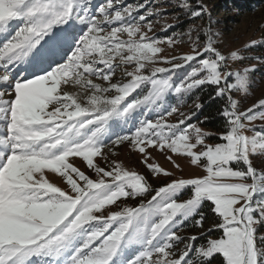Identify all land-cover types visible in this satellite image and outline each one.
Listing matches in <instances>:
<instances>
[{"label": "snow or ice", "instance_id": "obj_1", "mask_svg": "<svg viewBox=\"0 0 264 264\" xmlns=\"http://www.w3.org/2000/svg\"><path fill=\"white\" fill-rule=\"evenodd\" d=\"M170 3L182 9L172 23L162 17L166 8L148 0L127 6L123 0H0V264H207L216 254L217 264H264V232L258 231L264 198H257L264 194V170L252 160L264 155V124L254 123L264 122V98L241 111L230 94L247 89L256 66L231 70L207 27L202 46L195 26L167 38L143 31L154 23L167 31L182 16L209 12L200 0L196 8L188 0ZM184 35L189 53L162 55L161 45L172 48ZM230 57L244 59L236 51ZM185 66L190 71L182 75ZM205 85L215 86L210 99H225L219 142L206 143L214 134L188 122L202 108L199 96L180 110L183 98ZM169 94L177 98L170 110ZM174 115L177 121L169 122ZM129 125L134 131L125 133ZM106 140L138 149L150 175L174 174L148 162L149 146L183 153L206 174L154 186L114 159L106 170L93 159L108 161ZM69 157H82L95 178ZM45 170L62 177L65 187L49 182ZM205 201L218 218L207 229L200 211ZM197 215L199 235L216 229L218 238L197 246L198 235L179 234Z\"/></svg>", "mask_w": 264, "mask_h": 264}, {"label": "rangeland", "instance_id": "obj_2", "mask_svg": "<svg viewBox=\"0 0 264 264\" xmlns=\"http://www.w3.org/2000/svg\"><path fill=\"white\" fill-rule=\"evenodd\" d=\"M101 2H106V0H94V4H99ZM188 2L193 8L198 6L197 0H188ZM200 2L206 5L209 9V12L203 17L190 20L182 16L181 22L174 25L167 31H162V25L159 23H154V27L151 32H149L146 28H142V30L148 35H155L157 38H167L171 37L176 32H187L190 26H195L200 32L202 46L206 40V37L203 35V29L206 27L210 28L212 30L213 39L215 40L214 46L221 52L222 55L228 57L226 63L229 65L231 70L242 71L244 67H250L253 65L256 66V71L249 74V84L247 89L237 90L234 88L230 93L233 99H236L240 105V110L243 111L247 107H250L251 104L256 102L258 99L264 98V62L256 59V57H264V0H200ZM123 3L124 6H127L128 4L135 5L137 3H144V0H123ZM148 3L149 5L155 7L166 8V12L162 13V17L167 16L168 23H172V17L175 14L182 13V9L173 7L170 0H163V3L161 4H153V0H148ZM145 11L146 9H141L140 14H143ZM156 19L157 18L155 16L148 17L149 21L155 22ZM195 34L196 33L193 32V36H195ZM121 38L126 39V34ZM253 40L257 41V43L251 47L245 48V45L251 44ZM161 47L164 48V52L162 53L164 56H167L170 53L182 55L191 51V43L187 35L180 37V42L175 44L172 48H168L166 44L161 45ZM232 51H236L238 56H242L244 59L233 61L230 57ZM157 55L159 56L161 54ZM157 66L168 67V65L163 62L158 63ZM123 67H127L128 70L132 69V66H122V68ZM149 67H151V65H149ZM119 71L120 70H118V72ZM180 71L183 75L186 74L187 71H190V68L185 66V69ZM229 81L235 83V78L230 77ZM96 82L102 83L101 81ZM67 90L75 94H82L83 92V89L74 85L67 86ZM144 91L146 92L147 89L145 88ZM196 92L197 89L183 98L185 104L181 106V111H186L188 106L192 105L193 101L198 96ZM137 94H141L140 90H137L133 96ZM166 100L168 102L169 110L171 106H175L177 104V98L171 94L166 97ZM142 114L143 113H141V115ZM148 118L153 120L156 118L154 110H150ZM177 119V115L168 118L171 123H175ZM204 121L205 117L201 114L200 109L197 112V115L188 122L196 124L203 130L214 134L205 138L206 143L219 142L217 137L223 127L215 129L205 125ZM254 123L258 126L264 124V122L260 120L254 121ZM130 129L131 131H134V127H131V125L125 126L123 131L125 133H129ZM116 130L119 131V129ZM257 130H259V128ZM191 142H195L194 137ZM105 143L111 148V152L107 153L109 159L108 161H105L103 156H97L93 158L95 163H98L101 167H106L107 170V164L114 159L118 163H121L126 170L144 175L154 186H159L160 182L164 179H168L170 181L173 178H194L196 175L206 174L203 170L202 164L199 167L197 165H192L190 158L186 157L183 153H172L171 150L167 148L161 150L158 146H149L145 149L146 152L150 153L148 162L157 164L164 168L165 171H170L174 174L172 177L167 178H165L162 173L150 175V170L147 169L146 164L142 162L141 154L138 149L132 148L128 142H124L120 145H112L109 143V140H106ZM201 147L202 146L198 145L194 151L200 150ZM106 151V148L102 149V152ZM252 160L253 165L258 170H264V155L257 154L252 158ZM69 162L72 163L73 166L79 167L81 171H85V174L89 175L90 178H95L94 171L87 168V164L82 161V157H69ZM157 177H159V179H157ZM45 178L59 187H65L66 181L56 173L45 170ZM189 193L190 187L187 191L183 192V196L187 197ZM257 198H264V194H261ZM123 199L124 198H121V201ZM117 203H120V201ZM128 203L131 204L132 201H128ZM106 208L115 209V205H108ZM212 223V221L206 220L203 228H210ZM182 228L183 231L179 233L181 235H198V239L195 241L197 246L206 244V241L209 238H218L220 235L219 230L216 229H213L211 233L199 235L203 229L194 226V218L189 221H184ZM258 231L264 232V226H261ZM218 260H222V257H220L219 254H216L210 261L207 262V264H217Z\"/></svg>", "mask_w": 264, "mask_h": 264}, {"label": "trees", "instance_id": "obj_3", "mask_svg": "<svg viewBox=\"0 0 264 264\" xmlns=\"http://www.w3.org/2000/svg\"><path fill=\"white\" fill-rule=\"evenodd\" d=\"M214 91V86L205 85L198 88L196 93L200 97L199 101L202 104L201 114L205 118L207 117V119H205L204 121L205 125L217 129L220 127H224L225 124V119L222 115L219 114L225 104V100L224 98L219 97L210 99V97L213 96ZM200 211L205 214L204 222L206 220L212 222L217 221L218 218L216 217V214L211 211L210 202L205 201L201 206ZM196 218H199V216L197 215L196 217H194V219Z\"/></svg>", "mask_w": 264, "mask_h": 264}]
</instances>
